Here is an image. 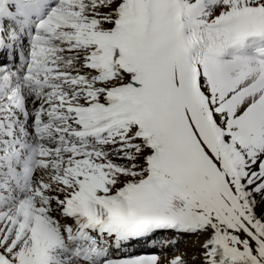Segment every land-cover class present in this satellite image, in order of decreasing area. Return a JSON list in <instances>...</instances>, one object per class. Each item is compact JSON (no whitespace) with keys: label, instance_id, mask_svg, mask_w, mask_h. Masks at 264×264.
Segmentation results:
<instances>
[{"label":"snow or ice","instance_id":"6c2138e0","mask_svg":"<svg viewBox=\"0 0 264 264\" xmlns=\"http://www.w3.org/2000/svg\"><path fill=\"white\" fill-rule=\"evenodd\" d=\"M0 264H264V0H0Z\"/></svg>","mask_w":264,"mask_h":264},{"label":"rangeland","instance_id":"374dc122","mask_svg":"<svg viewBox=\"0 0 264 264\" xmlns=\"http://www.w3.org/2000/svg\"><path fill=\"white\" fill-rule=\"evenodd\" d=\"M193 240H195V237H184L183 240H181L179 247L181 249H183L186 246H189ZM185 241H187V244L185 243ZM171 255H172V253H171Z\"/></svg>","mask_w":264,"mask_h":264},{"label":"bare ground","instance_id":"6f19581e","mask_svg":"<svg viewBox=\"0 0 264 264\" xmlns=\"http://www.w3.org/2000/svg\"><path fill=\"white\" fill-rule=\"evenodd\" d=\"M171 253H172V252H171V251H169V252H168V255H171Z\"/></svg>","mask_w":264,"mask_h":264}]
</instances>
